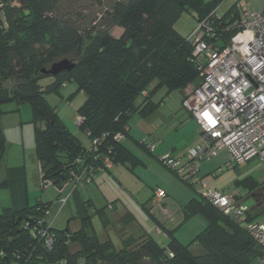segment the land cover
Listing matches in <instances>:
<instances>
[{"label":"trees","instance_id":"1","mask_svg":"<svg viewBox=\"0 0 264 264\" xmlns=\"http://www.w3.org/2000/svg\"><path fill=\"white\" fill-rule=\"evenodd\" d=\"M223 1L209 0L205 5L201 0L117 2L108 20L84 35L77 21L57 15V0H18L15 6L13 0H0V107L10 102L31 106L42 180L61 190L80 168L77 160L87 159L90 153L49 105L47 95L59 94L65 83H76L77 92L87 96L77 110L82 118L80 129L90 134L91 142L100 139V153L116 166L127 162L136 165L139 160L126 148L125 140L116 141V135L130 137L133 114L148 118L159 109L161 103L153 101L159 87L168 93H184L194 83L198 86L202 60L193 55V44L175 31V25L189 5L199 12L201 23ZM238 17L237 6L220 19L210 17L217 36L211 39L205 35L204 39L223 47L237 33L226 29ZM116 28L122 30L119 36L113 34ZM64 59L75 64L72 72L57 77L42 73ZM157 78L159 83L149 90ZM11 80L14 85L9 89L6 83ZM46 80H51L47 86L42 84ZM143 92H147L146 97ZM5 153L0 125V166ZM4 186L0 184V188ZM262 188L264 183L251 194ZM261 193L264 197V190ZM51 205L39 201L22 211L6 209L0 213V264H255L264 258V251L244 225L201 197L185 207L207 220L205 230L191 245L172 239L163 246L152 236L133 237L120 230L123 249L117 252L112 241L99 240L92 216H87L76 233L51 227L54 244L49 251L38 233L39 222L48 221L45 213ZM258 208L251 209L250 221L256 220L253 213ZM70 242L79 243L78 253L70 252ZM193 244L204 254H193Z\"/></svg>","mask_w":264,"mask_h":264},{"label":"built area","instance_id":"2","mask_svg":"<svg viewBox=\"0 0 264 264\" xmlns=\"http://www.w3.org/2000/svg\"><path fill=\"white\" fill-rule=\"evenodd\" d=\"M217 9L209 18L222 17ZM238 12L239 17L226 29L237 33L223 47L204 39L205 35L211 39L217 36L209 18L201 22L188 38L195 48L193 55L202 60L199 64L201 77L198 86L186 96L183 107L199 124L205 141L188 151L185 162L171 154L160 155L158 159L192 186L193 179L200 173L197 164L203 160L210 161L223 149L228 151L229 165H243L255 160L264 162V8L256 12ZM68 84H63L62 88H66ZM142 96L146 97L147 92H143ZM77 123L81 125V117ZM115 139L122 142L125 135L118 133ZM142 145L151 154L155 153L157 148L155 143L147 141H143ZM99 147L100 139H93L87 159L77 160L80 168L72 173L69 182H75V189L79 183H91L93 175L97 172L112 171L115 168L113 160L108 156L103 157ZM41 183L42 187L52 185L50 182H44L42 175ZM69 183L57 190L62 207L68 203L69 197L62 198V194ZM197 186L201 188V198L224 215L244 225L252 239L264 251V224L249 220L251 209L244 204L243 196L210 190L202 179ZM166 198L167 193L163 189H156L151 206L166 215L169 220H173L164 207ZM49 210L45 213L46 217L50 213ZM39 226L41 228L38 234L45 240V246L50 251L54 244V236L49 232L53 227L52 223L41 220ZM154 232L158 237L169 238V234L160 226H157Z\"/></svg>","mask_w":264,"mask_h":264},{"label":"rangeland","instance_id":"3","mask_svg":"<svg viewBox=\"0 0 264 264\" xmlns=\"http://www.w3.org/2000/svg\"><path fill=\"white\" fill-rule=\"evenodd\" d=\"M18 0H13L12 5H17ZM129 0H57V15L60 18H71L78 22L80 30L85 35L88 31H90L91 28L100 27L103 25L109 17V13L113 10V6L117 2H128ZM203 4H207L209 0H201ZM235 6H238L239 11H260L264 8V0H224L221 5L219 6L218 13L219 15H223L230 11L231 9H234ZM199 12L193 7L188 6L187 9L183 12L180 19L177 21L175 25V31L184 39H187L190 37V35L200 26V23L198 22ZM114 35H118L116 30L113 31ZM50 81V80H47ZM46 83V82H45ZM159 83V79H155L151 82V85L149 86V90H152L157 84ZM44 84V83H43ZM14 85V81H8L6 83V86L11 89ZM197 83H194L190 86L189 90L187 91L188 94H190L196 87ZM77 85L76 83H70L66 88L61 89V94L57 93H51L47 96V101L49 104L53 107H56V112L59 113L60 118L65 122L68 129L75 134L77 137L80 138V140L86 141L89 143V139L87 138L86 134L80 129L78 123H77V110L84 104L87 96L83 92H77ZM154 101L157 103L161 102V106L158 110L159 113H162L165 116L166 121H164L161 116H153V127L152 133H144L143 129L141 128V123L138 121H141L143 123L144 120L140 118L138 114H134L130 120L129 125L131 128L136 130L139 135L144 136V140L147 142L153 144L155 143L158 145V140H161V138H168V142L170 144H173V141L179 142L180 146L177 147L176 151L178 155L184 154L175 157L177 159H180L182 162L186 161V154L188 151L192 148H189L187 151H185L184 148V141H179L183 137V134H177L176 128L180 126L181 123H185L186 121H189V114L188 111L183 107V101L186 98L185 93L181 91H174L171 93H168L165 88H158L157 91L153 95ZM18 105L14 102L3 104L0 107L1 115H0V125L4 132L5 137V143H6V153L3 158V162L6 164V161L10 159V162H12L15 157L17 156L15 153L18 152V156L20 154V146H22V143L20 142L21 139V127L20 123L18 122V119L21 115L24 116H30L32 115V109L29 104H22L21 105V111L17 110ZM191 121V120H190ZM196 121V120H195ZM25 127H29L27 129L33 130L30 134V140L27 138V134H25V147H26V153H29L30 151L34 152L36 155V148H35V125L34 124H25ZM20 129V130H19ZM6 134H8V138H6ZM175 139V140H174ZM173 140V141H172ZM124 143H127V146L134 147V150L136 153L143 158V155H152L154 157V154H150L146 149L141 148L133 143L132 140L128 139ZM189 146V145H187ZM196 147V146H195ZM146 152V153H145ZM166 153L171 154L170 151H166ZM158 156V154H155V156ZM154 159V158H153ZM158 161V160H157ZM159 162V161H158ZM157 162V163H158ZM229 155L227 150H221L218 153V156L212 158L210 161H201L197 164L200 173L198 177L193 179V186L189 185L183 180L182 177H175L171 170H169L167 167H165L161 162H159V166L165 171L166 174L170 175L176 181H178L181 185L187 187L191 191H194L195 194L200 193L201 188L200 186H197L198 182L202 179L204 182L208 184V187L210 190H217L222 191L231 195L236 196H243L244 198V204L247 205L250 209H253L256 207V201L254 198L250 197V194L254 191L253 189L259 188L264 183V162L261 161H253L248 164L243 165H229ZM204 167L205 169H201ZM117 168V166H115ZM114 168V169H115ZM119 169H115L113 174ZM121 170V169H120ZM119 170V171H120ZM208 170V171H207ZM138 175L144 174L147 177H150L153 179V175L151 172V169L146 168H139ZM105 174L108 176L109 179L105 181V183L102 185V189L105 192L107 189H109L110 196L114 198L119 193V181H115V179H111V174L107 171ZM33 174L30 176V185L31 187L35 186L39 188V196L42 194V183H41V169L40 165H37V168L32 172ZM132 174L126 175L127 178L130 179V184L127 183L126 177H123L122 180L123 184L127 186L128 184L133 186H130V189H132V192H135L136 189L140 188L143 183L140 182L137 178H133L134 175L130 176ZM205 175L203 178L202 176ZM34 179H36V183H34ZM184 182H181V180ZM132 182V183H131ZM92 183V182H91ZM89 183V184H91ZM85 184V183H79ZM86 184V185H89ZM68 185H74L75 182L69 183ZM34 186V188H35ZM73 186V187H74ZM161 186V185H159ZM48 187L47 190H45V193L47 192V198L51 200L52 205L50 207V213L47 216V220L52 223V226L57 231H65L67 228L70 229L71 233H76L79 230H81L83 223L82 219L79 217L83 215L84 213L80 214V210H78L76 200L73 198L70 199V196L68 194L62 195L63 197H69L68 203L62 207V202L57 199L58 191L53 185L48 184V186L45 187V189ZM33 188V189H34ZM84 188V189H83ZM88 188V189H87ZM155 188V186H154ZM88 190L90 191H97L98 198L101 197V193L98 189H96L95 185L93 186H79V191L81 194L84 192L83 196L85 197V192ZM156 190V189H155ZM154 190V191H155ZM154 193V192H153ZM200 196V195H199ZM62 197V198H63ZM86 198V197H85ZM139 198V197H138ZM262 201V198L259 200ZM117 203V202H116ZM106 203H104L102 206L96 205L99 208H102L105 206ZM142 204V203H141ZM109 210L112 209L109 205ZM152 207V206H151ZM133 208V207H131ZM94 207H86L85 205V214L92 215L94 214L95 210ZM107 215L111 217L114 221V223H118V226H123L124 224L122 222V217L126 215L127 211L123 206L118 204V207L114 210H110ZM170 212V211H169ZM171 213V212H170ZM253 215L256 216V220L260 223L264 224V201L260 203V206L258 209H256L253 213ZM112 223V224H114ZM93 226L95 229L96 234L101 239V241L108 240L110 238L115 246V251L120 252L123 249V245L121 241H118V232L116 228H114V225L111 226H105L102 222V219L99 216H95L93 218ZM158 226V225H157ZM157 238H160L156 236ZM120 239V238H119ZM158 242L163 245V241L158 239ZM69 249L72 254L78 253L80 251V245L79 243L70 242L69 243ZM193 254L195 255H201L204 254V251L200 248L194 247L192 249ZM263 260L258 259L255 261V264H263Z\"/></svg>","mask_w":264,"mask_h":264},{"label":"crops","instance_id":"4","mask_svg":"<svg viewBox=\"0 0 264 264\" xmlns=\"http://www.w3.org/2000/svg\"><path fill=\"white\" fill-rule=\"evenodd\" d=\"M115 30L118 33L117 36L122 34L121 29L116 28ZM43 83H42L43 85L47 86L51 83V80L50 81L46 80ZM189 88L190 86L184 91L185 96L188 95L187 91L189 90ZM59 94L62 96L61 91ZM53 108L56 109V107ZM17 110L21 111L22 110L21 106H18ZM158 110L148 118H144L138 114L140 118L144 120L143 123L141 121H138L141 123V128L143 129L144 133L153 132L152 128H154L153 127L154 124L152 118L158 113ZM188 114H189V121L188 122L186 121L185 123H181L180 126L177 127L175 131L178 132L177 134H181L182 132L184 138H181L179 141H184L185 145L183 149H185V151L205 141L199 124L197 123V121H195V119L191 116L189 112ZM159 115L164 121H166L165 116L162 113H159ZM159 115L157 114V116ZM30 116L31 117H29L28 114L27 116L24 117L23 115H21L20 118L18 119V122L20 123V127H21L20 142L22 143V146H20L19 149L20 151L19 156H18V152L15 153L17 156L12 162H10V159H8V161H6V164L2 161L0 166V184L5 185L3 188H0V213H2L6 209H12L14 211H22L27 208L34 207L39 201L43 203H52L50 202L51 200L47 198V192L45 193V190H47L48 187L46 189L45 187H42L43 192L42 194H40L41 196H39V188L36 187L35 184H34L35 188L34 186L31 187L30 185V176L32 174L33 176L35 175L32 172L37 168V165L39 166L37 156L35 155L34 152L30 151V148L28 150L29 153H26L27 149L25 147V140H26L25 134H27V138L28 140H30V134L31 132L34 131V129L33 130L27 129L29 127H25L23 125L24 123L31 124L32 115L30 114ZM129 135L130 137H127L125 141L130 139L133 141L135 145L144 148L142 146V142L146 141L144 140V136L139 135L136 130L130 127V125H129ZM6 138H8V134H6ZM77 138L80 141L83 148H85L86 150H91V141L88 138V136L87 138L89 139V143L80 140L79 137ZM168 140H169L168 138H161V140H158L157 143L158 145H156L157 148L155 154H158V156H160V155L168 154L166 153V151H170L173 157H179L181 155L184 156V154L178 155L177 152H175L177 147L180 146L179 142L172 140L173 144H170ZM124 145L135 155V157L139 160V162L136 165H132L130 164V162H127L126 164L123 165H117V168L115 169H119V170L121 169V170L120 171L117 170L115 174L112 173L114 172L115 169H113L110 172L107 171L111 174V179H115V181H119L120 191L117 194V196L112 198V196H110V193L107 192L109 191V189H107L105 192L103 191L102 185L105 183V181H107V179H109L108 176L105 174V172H97L96 174H94L93 181L89 185L80 184L82 186L95 185L96 189L100 191L102 195L101 197L98 198L97 191L85 190L86 191L85 192L86 198H85L83 196L84 192L81 194V192L79 191L80 185H78L75 189L76 184L75 186L74 185L66 186L63 190L62 195H66L70 193L69 194L70 199L73 198L74 200H76L77 203L76 208L80 210L79 211L80 214L84 213L79 217L80 219H82V221L85 217L92 216L91 222L93 225V218L95 216H99L102 219V222L105 226L108 227L114 225L115 226L114 228H116L118 232V236L120 238V239L118 238V241L122 242L123 240V234H120V230H122L125 233V235H131L133 237H141L143 235H147V236H152L157 240L160 239L163 241V246H167V244L172 239H175L183 246L191 245L192 242L197 238V236L201 234L207 226V220L204 216H202L199 213H195V214L190 213L185 209V207L191 201L199 199L200 197L199 193L195 194L194 191H191L187 187L181 185L178 181H176V179L166 174L165 171L158 165L160 161L157 155L155 156L154 154L153 157L152 155H148L147 153L146 155H143L142 158L136 153L134 147L127 146L128 145L127 143H124ZM139 168L151 169L153 179L141 173L138 175V173L140 172ZM201 169L204 170L205 168L202 167ZM171 172L175 177H177L176 173H174L173 171ZM128 174L134 175L133 178H137L140 182L143 183V185L140 188L136 189L135 192H132V189H130V186H133L134 184L131 182L132 184L129 185L130 179L126 177V175ZM204 176L205 175H203L202 178ZM122 177L123 180L124 177H126V181H128L127 183H129L127 186H125L122 180H120V178L122 179ZM181 182L183 181L181 180ZM34 183H36V179H34ZM158 188L163 189L167 193V198L164 201V207L166 211L173 217V220H169V218L166 215L151 207L150 201L152 199L153 192L155 189ZM104 203L106 204L102 208L96 206V205L102 206ZM118 204L123 206L127 211L126 215L123 216L121 219L122 220L121 223L123 224L125 223L121 227L120 226L117 227L118 223H114L113 219L106 214L107 213L106 210H108V212L110 210H114L118 207ZM85 205L86 207H91V208L94 207L95 208L94 214L92 215H89L87 213L85 214ZM109 205H113L111 206L112 209L110 210H109L110 207ZM99 210H104V212L99 214L97 213V211ZM157 225L162 227V229H164L169 235H171V237L169 236L168 239H165L159 236L160 238H157L154 232ZM94 233L98 237V235L95 232V229H94ZM99 240L101 239L99 238ZM108 240L112 241L110 238H108ZM194 247H196L197 249L200 248L197 244H193L191 250Z\"/></svg>","mask_w":264,"mask_h":264},{"label":"water","instance_id":"5","mask_svg":"<svg viewBox=\"0 0 264 264\" xmlns=\"http://www.w3.org/2000/svg\"><path fill=\"white\" fill-rule=\"evenodd\" d=\"M75 68V64H73L70 60L68 59H64L61 60L59 62H56L55 64L52 65V67L50 69H44L42 70V73L46 76H50V77H57L58 75L62 74V73H70L72 72V70ZM262 190H264V188L256 191L255 193L251 194L250 197L254 198L256 201V207H259L260 204L258 203V201L264 197L262 195ZM258 196V197H257ZM254 207L253 210L256 208Z\"/></svg>","mask_w":264,"mask_h":264}]
</instances>
